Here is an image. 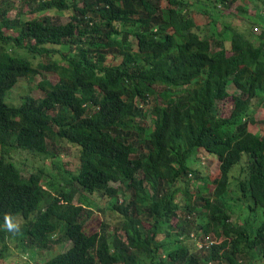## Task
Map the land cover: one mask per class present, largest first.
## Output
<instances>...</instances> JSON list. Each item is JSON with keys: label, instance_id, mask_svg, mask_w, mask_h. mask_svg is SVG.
<instances>
[{"label": "trees", "instance_id": "trees-1", "mask_svg": "<svg viewBox=\"0 0 264 264\" xmlns=\"http://www.w3.org/2000/svg\"><path fill=\"white\" fill-rule=\"evenodd\" d=\"M165 1L0 0V260L6 238L46 248L60 231L70 247L42 264H264V130L249 129L264 105L261 14L254 35L220 22L236 0ZM42 72L58 76L37 83L42 96L6 103ZM65 144L78 149L75 170L60 162ZM18 150L54 171L26 176ZM199 150L219 162L211 181ZM93 207L113 226L92 230Z\"/></svg>", "mask_w": 264, "mask_h": 264}, {"label": "rangeland", "instance_id": "rangeland-1", "mask_svg": "<svg viewBox=\"0 0 264 264\" xmlns=\"http://www.w3.org/2000/svg\"><path fill=\"white\" fill-rule=\"evenodd\" d=\"M15 2L17 0H14ZM161 6H166V1L161 0ZM264 6V0H236V2L230 7L229 10H226L225 13H230L232 16L228 15L227 18L221 16V21H230L231 24L243 32H252L254 35H257L261 31V24L257 19V11L260 12L262 7ZM246 8V12L243 13L239 10V8ZM53 14L52 11H47L43 14ZM195 22L199 26L198 30L199 32L204 35L209 33V26L207 22L209 21L208 17L206 15L198 14L194 15ZM61 21H67L68 20V14L61 15L60 17ZM253 22V24L251 23ZM259 22V23H258ZM257 23V24H256ZM256 26V27H255ZM256 28V29H255ZM251 30V31H250ZM131 41L134 44L133 37H130ZM55 48H58V46H53ZM58 55H56L57 57ZM45 78L48 81L56 82L58 80V76L54 72H42L39 75H36L35 77L31 79H26L24 77L20 78L14 88L9 90L6 93L5 101L9 105H18L21 102V99L26 94H29L31 96H42L43 93L40 89L37 87V83L42 79ZM229 92H232L233 86L229 87ZM148 108H151L153 106V100H149L148 104L146 105ZM232 106V99L231 97L226 98L219 106L220 114L222 116L228 115L230 109ZM150 117L149 116L146 120V124H150ZM254 120L257 121V125L249 124L250 130H257L258 128L260 130H264V105L259 106L256 109ZM61 155L59 156L61 164H64L63 167L69 168L71 170H75L77 168L78 164V149L76 146H73L71 144H65L64 147L62 146L60 148ZM199 159V164L196 165L198 168L202 170L205 174L209 175L210 181L216 178L219 175L218 165L219 162L215 160L213 157L209 158L206 156V152L204 150H199L197 152V156ZM13 160L18 162V166L23 169V173L27 176L29 173L36 171L38 166L42 165L43 169L45 170L46 174L49 176L52 170L51 166V159L50 158H41L33 154H28L25 151L18 150L13 155ZM56 162V161H54ZM201 162V163H200ZM205 166V167H203ZM208 179V178H207ZM209 181L208 185V191L206 194L211 193L212 189L214 187V183ZM42 184L44 186L50 187L51 183L49 182V179L47 177H43ZM76 202H78L76 200ZM100 205L106 206L107 205V199H104L100 201ZM233 205H236L237 207H243V212H249L247 203L244 201H231ZM252 214L253 212H249ZM257 215L260 216L259 210L257 212ZM238 216H240V212H237L235 218L239 219ZM101 221H107L111 223V226H113L114 221V213L108 209H105L104 211H100L97 209V207H93L92 214L90 216V219L88 221L90 228L92 230L98 229V226L100 225ZM176 219H173L172 224H175ZM148 226L147 224H145ZM122 234V232H119ZM18 243L16 244L13 241L8 240L6 238L7 244L9 246L8 251H4L3 254H5V257L0 260V264H42L46 262L48 259H50L53 255L66 251L71 243L70 241L66 240L63 237V234L58 231L51 235V241L46 244V248H40L35 246H24L21 243V237L18 238ZM2 243H0L1 245ZM23 253H26V255L23 256ZM29 260V261H28Z\"/></svg>", "mask_w": 264, "mask_h": 264}, {"label": "clouds", "instance_id": "clouds-1", "mask_svg": "<svg viewBox=\"0 0 264 264\" xmlns=\"http://www.w3.org/2000/svg\"><path fill=\"white\" fill-rule=\"evenodd\" d=\"M264 10V8H262L260 10V14H261V11ZM261 18H262V15H261ZM263 20V18H262ZM263 26H264V20H263ZM4 224H5V227L8 231L10 232H16V231H19V228H20V225L19 223H17L14 219L13 216L9 215V214H6L4 216ZM194 234V233H193Z\"/></svg>", "mask_w": 264, "mask_h": 264}, {"label": "built area", "instance_id": "built-area-1", "mask_svg": "<svg viewBox=\"0 0 264 264\" xmlns=\"http://www.w3.org/2000/svg\"><path fill=\"white\" fill-rule=\"evenodd\" d=\"M261 15H262V18H263V20H264V10L261 11ZM255 29H256V28H255ZM191 236H192L193 238H195V240H196V236H195V234L191 233ZM206 239H208V237H206ZM197 240H198V239H197ZM204 242H207V241L199 240L198 242H196L197 247L201 248V247L203 246L202 243H204Z\"/></svg>", "mask_w": 264, "mask_h": 264}]
</instances>
